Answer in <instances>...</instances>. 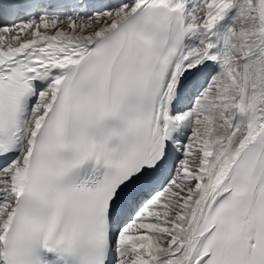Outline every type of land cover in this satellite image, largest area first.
<instances>
[{"label":"snow or ice","instance_id":"1","mask_svg":"<svg viewBox=\"0 0 264 264\" xmlns=\"http://www.w3.org/2000/svg\"><path fill=\"white\" fill-rule=\"evenodd\" d=\"M0 264H264V0H0Z\"/></svg>","mask_w":264,"mask_h":264}]
</instances>
